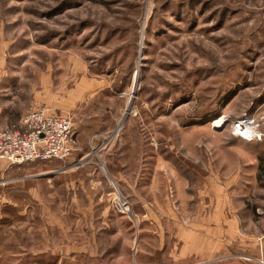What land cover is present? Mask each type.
Wrapping results in <instances>:
<instances>
[{
  "label": "rangeland",
  "instance_id": "374dc122",
  "mask_svg": "<svg viewBox=\"0 0 264 264\" xmlns=\"http://www.w3.org/2000/svg\"><path fill=\"white\" fill-rule=\"evenodd\" d=\"M39 109L71 120L73 151L0 161V264L72 242L82 264H264V143L229 129L264 125V0H0V126ZM216 155L240 171L209 172ZM194 218L243 236L184 256Z\"/></svg>",
  "mask_w": 264,
  "mask_h": 264
},
{
  "label": "built area",
  "instance_id": "2783aa9c",
  "mask_svg": "<svg viewBox=\"0 0 264 264\" xmlns=\"http://www.w3.org/2000/svg\"><path fill=\"white\" fill-rule=\"evenodd\" d=\"M19 125V129L0 131V161L22 165L63 160L72 153V123L69 118L39 109L24 115ZM229 129L232 135L243 141L264 143V125L251 117L234 120ZM115 207L120 213L130 212L127 202L121 197L116 199Z\"/></svg>",
  "mask_w": 264,
  "mask_h": 264
},
{
  "label": "crops",
  "instance_id": "0c3cea01",
  "mask_svg": "<svg viewBox=\"0 0 264 264\" xmlns=\"http://www.w3.org/2000/svg\"><path fill=\"white\" fill-rule=\"evenodd\" d=\"M220 120L222 121L223 119L218 118L214 121L218 122ZM214 123L215 122H213V124ZM3 129H5V128H1V126H0V130H3ZM241 142L247 143L246 141H239V143H241ZM139 156H141V154ZM137 161H138V159H137ZM139 161H141V163H142V161H143L142 158H139ZM211 161L213 163L214 169L209 168V172H215L216 174L222 175V173H224V172L234 173V172L240 171V168L237 165L238 163L240 164L239 157L228 158V157L216 155L214 158H212ZM207 163L208 162L206 161V164ZM234 164H236V165L234 166ZM209 165H210V163H208V166ZM38 207L40 209L44 208L42 205H38ZM90 207H91L90 205H85L83 208H81L80 206H76V204L71 206L72 210L77 212V213H79L80 211L91 212L92 209ZM68 208H70V207H68ZM227 221H231V222H227ZM227 221H225L224 218L219 223L207 221L208 226L214 227L215 230H214V232L204 231V234H203V232L197 231L198 228L203 229V227H205L204 223L201 219H199V220H197V219L195 220V218H194V220L191 219V221L189 222L190 225L185 226V227H179L178 224H176L175 226L178 227V229L179 228L184 229L183 232L186 235V238L183 241V244H184L183 255L185 256V254H190V253H185V250H186L187 245L189 246V248L192 247V244H193L192 237L196 238L194 243H197V242L199 244L222 243L224 241L223 237L228 233V231H225V228L231 227L233 230L234 236L237 237V239H240L239 236H243V235L239 231H236L238 228L242 227L240 220L228 219ZM56 224H57V222H56ZM155 224H156V222H155ZM60 227H62V226H60ZM229 235L232 236V233H229ZM249 237L253 238V240L255 239L254 234H250ZM74 240L78 241L77 239H74ZM72 245L73 246L70 249L68 248L65 251H64V249H61V251L59 252L58 256H59V261L61 262L60 264H82L83 261H85L86 259H87L86 262H90L93 259L92 257H95V254L83 252L82 250H80L79 246L76 244L74 245L73 242H72ZM43 252L47 253L46 250H43ZM39 254L42 257V253H39ZM51 255L54 256V253H52ZM32 256L35 257L36 254H34ZM29 264H42V263L34 261V259H33V261L29 262ZM88 264H90V263H88Z\"/></svg>",
  "mask_w": 264,
  "mask_h": 264
},
{
  "label": "bare ground",
  "instance_id": "6f19581e",
  "mask_svg": "<svg viewBox=\"0 0 264 264\" xmlns=\"http://www.w3.org/2000/svg\"><path fill=\"white\" fill-rule=\"evenodd\" d=\"M136 74H137V73H136ZM134 78H135V77H134ZM220 121H221V120H220ZM220 121L215 122L213 126H218V125L222 124Z\"/></svg>",
  "mask_w": 264,
  "mask_h": 264
}]
</instances>
